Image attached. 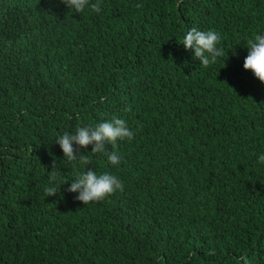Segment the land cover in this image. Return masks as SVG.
<instances>
[{
	"label": "trees",
	"instance_id": "1",
	"mask_svg": "<svg viewBox=\"0 0 264 264\" xmlns=\"http://www.w3.org/2000/svg\"><path fill=\"white\" fill-rule=\"evenodd\" d=\"M193 27L221 34L207 68ZM256 33L264 0H0V264H264ZM114 116L134 131L107 145L118 166L64 157L58 135ZM53 161L68 183L46 197ZM86 167L124 190L84 205L66 189Z\"/></svg>",
	"mask_w": 264,
	"mask_h": 264
},
{
	"label": "clouds",
	"instance_id": "2",
	"mask_svg": "<svg viewBox=\"0 0 264 264\" xmlns=\"http://www.w3.org/2000/svg\"><path fill=\"white\" fill-rule=\"evenodd\" d=\"M63 3L78 13L83 12L85 8H90L97 13L101 11V0H96L94 3L92 0H63ZM137 7H142V5L138 4ZM180 43L186 49L192 50L194 59L200 61L205 68L214 64L224 54L223 47H218L222 43L221 34L214 29L204 31L193 27L186 32ZM247 48L248 54L244 59L243 67L250 70L259 81L264 83V34H254L247 40ZM133 138L134 131L129 128L127 121L114 116L110 120L94 125L78 126L74 133L65 131L58 135L56 143L59 144L64 157L69 162H79L86 166L91 164L88 157L80 150L93 145L91 153L103 154L107 156L111 165L118 166L122 160L121 155L117 151L109 152L107 145L115 146L118 140L131 141ZM259 161L264 163V155L259 157ZM60 173L61 170L56 168L55 161H53L52 170L49 172V186L45 188L46 197L57 195L61 192L62 185L68 183V181L61 183ZM117 190L121 192L124 190L123 181L117 175L109 171L98 173L88 167L80 172L71 182L70 187L66 189L69 193L78 192L79 195L75 199L83 202L84 205L104 200ZM241 259L247 264L246 257H241Z\"/></svg>",
	"mask_w": 264,
	"mask_h": 264
}]
</instances>
